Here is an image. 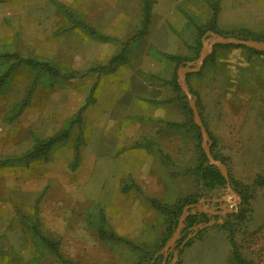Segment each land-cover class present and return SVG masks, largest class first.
<instances>
[{
  "label": "rangeland",
  "instance_id": "374dc122",
  "mask_svg": "<svg viewBox=\"0 0 264 264\" xmlns=\"http://www.w3.org/2000/svg\"><path fill=\"white\" fill-rule=\"evenodd\" d=\"M212 16L220 31L264 35V0H0V54L82 74L0 59V264H146V246L160 251L169 210L186 198L202 221L223 222L188 246L185 224L159 264H264V54L215 44L186 74L206 144L239 200L226 181L199 182L201 162L217 167L188 97L170 83L195 66L207 33L219 34L206 30L195 47L196 25Z\"/></svg>",
  "mask_w": 264,
  "mask_h": 264
},
{
  "label": "trees",
  "instance_id": "16d2710c",
  "mask_svg": "<svg viewBox=\"0 0 264 264\" xmlns=\"http://www.w3.org/2000/svg\"><path fill=\"white\" fill-rule=\"evenodd\" d=\"M143 27L145 28L146 22L149 19V11H148V5L145 2L144 7H143ZM82 27L86 28L88 30V32L90 33V35L101 38V39H106L107 37L105 35L99 34L97 31H95L93 28L91 27H87L85 24L83 23H79ZM196 30V38H195V47L197 48L200 45V38L201 36L204 34V32L206 30H213L221 35H232V36H236L242 39H256V40H263L264 41V35L263 36H258L255 35L254 33H250L249 31H242V30H238V29H232L229 32H223L220 31L219 29H217L216 25H215V18L212 16L210 22L208 24L204 26L202 25H196L195 27ZM233 46V45H231ZM242 48H244L246 51L250 52L251 54H264V52H260V51H256L253 49H249L246 48L244 46H242ZM170 59H172L173 61H175L177 64L180 63L182 61V58L179 55L176 54H168L167 55ZM124 57L123 51H121L119 54H117L113 59H121ZM213 57V54L209 56V58L211 59ZM208 58V59H209ZM0 59L3 60H7V59H15L16 61H22L24 63L30 64L32 67H35L37 69H40L42 71H45L46 73L52 75V76H61L63 78H77V77H82V74H78V73H60L59 69L46 62V61H37V60H33V59H28V58H21L17 53H3L0 54ZM112 59V60H113ZM172 87L174 88V90L178 93L177 98L178 100L181 99V96L179 95L180 93V88L177 85V83L172 80L171 82ZM195 126V125H194ZM196 127V126H195ZM56 140H58V137L56 136H52L49 137L48 139H46L45 141H43L40 145H38L37 147H35L31 153H29V156H33V155H37L41 152H43L44 150L48 149L49 146L55 142ZM197 175H198V179L199 182L202 184V186L207 189V190H211L220 186H223L225 183V179L222 177V175L220 174V172L218 171L217 168L212 167L210 165H205L203 162H201L198 167H197ZM194 199H190V198H186L183 201V205H188L191 203H194ZM161 210L166 211L167 209H165L164 207H160ZM174 210H169L170 214H169V218L167 221V233L168 235L172 234V232L174 231L176 225H177V221L178 218L182 212L183 206H176L174 207ZM205 220V215L204 214H189L186 219H185V224L186 227H190L193 224H195L196 222ZM35 229V227H34ZM167 235V237H168ZM111 237L115 238L116 236L111 233L110 234ZM191 240H188L186 245L188 246L191 243ZM44 241L46 242V244L48 246H50L51 248H55L57 245L55 242L44 239ZM137 248V247H136ZM140 248V250L143 251V247H138ZM159 249H156L155 251H148V247L146 246V249L143 251L144 255H143V260H146V264H159L160 260H162V255L158 254ZM232 257L235 261H237L238 263H243V259L240 257V255L238 254L237 251H233L232 252Z\"/></svg>",
  "mask_w": 264,
  "mask_h": 264
},
{
  "label": "water",
  "instance_id": "95a60500",
  "mask_svg": "<svg viewBox=\"0 0 264 264\" xmlns=\"http://www.w3.org/2000/svg\"><path fill=\"white\" fill-rule=\"evenodd\" d=\"M211 37L208 39H202V47L199 52L198 58L196 60L195 66L193 68H188L185 65H182L177 70V76H178V85L180 89L185 93V95L188 97V103L190 108L192 109L193 115H194V122L196 125L200 128L202 139H203V148L206 154V157L210 164L217 167L218 171L222 175V177L226 181V186L228 188L229 193L234 196L237 200H239V197L234 194L232 191L230 184L228 182V175L227 170L224 165H222L218 160H215L212 156L209 146L206 144L207 141V133L206 130L200 120V117L198 115V112L196 110L195 106V99L191 96L189 92V88L186 82V74L189 71H198L204 60L207 58V56L212 52L213 46L215 44H224V45H239L244 46L249 49H253L256 51H264V41L263 40H255V39H239L236 37L231 36H221L219 34H215L213 32H208ZM192 207H195L192 209ZM198 209H200V206L197 204H189L183 207L182 212L178 218L177 225L175 227L174 232L172 233L171 237L165 242V244L162 246L158 254H161L163 258L167 255V252L171 249L173 246L175 240L180 235V230L185 225V219L189 214H196L198 213ZM234 211V210H229ZM223 222V217L219 218L218 220H209V221H200L196 222L189 228V233L184 238V243H186L188 240H190L192 237H194L200 230L212 226L214 224H219ZM177 258V252L175 251L173 254V261Z\"/></svg>",
  "mask_w": 264,
  "mask_h": 264
},
{
  "label": "flooded vegetation",
  "instance_id": "af4514ba",
  "mask_svg": "<svg viewBox=\"0 0 264 264\" xmlns=\"http://www.w3.org/2000/svg\"><path fill=\"white\" fill-rule=\"evenodd\" d=\"M196 214H198V213H196Z\"/></svg>",
  "mask_w": 264,
  "mask_h": 264
}]
</instances>
